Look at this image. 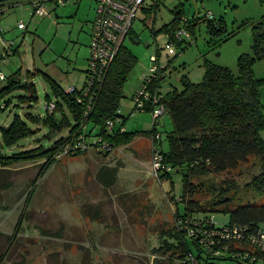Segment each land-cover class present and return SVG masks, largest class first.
Listing matches in <instances>:
<instances>
[{
  "label": "rangeland",
  "instance_id": "1",
  "mask_svg": "<svg viewBox=\"0 0 264 264\" xmlns=\"http://www.w3.org/2000/svg\"><path fill=\"white\" fill-rule=\"evenodd\" d=\"M33 1L23 0L2 15L0 70L9 75L22 69V79L36 83L38 100L30 109L22 103L0 112V125H9L16 112L48 113L47 94L53 100L56 97L45 73L65 89L82 88L87 79L97 0H68L46 17L34 16ZM160 5L156 28L172 20V9L183 7L190 17L207 12L215 18L224 17L234 34L213 47L202 24L196 39L184 37L190 41L184 50L175 45L167 49L169 35L160 32L154 37L152 19L140 9L133 23L136 34L128 35L124 42L138 57V64L125 84L121 113L128 117L125 127L141 134L109 155L96 149L80 155L64 154L42 175L43 160L12 166L0 162V264H156L154 248L162 243L161 232L174 226L178 209L184 210V203L172 199V195L182 193L183 179L176 172L173 180L155 176L154 142L168 149L167 133L173 122L168 113L159 117L157 129L162 142L143 134L153 129L155 120L151 110H135V94L155 65L164 75L160 80L163 96L183 89L184 74L200 82L206 60L228 66L237 74L240 56L254 54L253 28L264 15L262 0H160ZM20 23L27 27L20 29ZM13 42V49L18 51L6 55ZM157 55L159 59L154 61ZM254 70L257 77H264V59L257 60ZM261 91L264 102V84ZM65 111L72 120L71 111L67 107ZM32 127L37 132L31 137L8 150L0 143L1 150L8 154L41 145L49 147L69 133L65 129L51 134V129L42 124ZM104 165L115 170L116 180L111 186L99 176ZM260 170V160L253 157L231 173L210 175L204 180L207 185L220 187L230 177L236 185L230 193L238 201L250 199L262 204L264 195L248 186ZM214 217L219 225L229 221L226 213L218 212ZM219 263L243 264L236 260Z\"/></svg>",
  "mask_w": 264,
  "mask_h": 264
},
{
  "label": "trees",
  "instance_id": "2",
  "mask_svg": "<svg viewBox=\"0 0 264 264\" xmlns=\"http://www.w3.org/2000/svg\"><path fill=\"white\" fill-rule=\"evenodd\" d=\"M21 1L23 0H0V9L6 5L11 7L19 5ZM160 7V0H153L150 4H145L142 9L147 13L148 18L152 19L151 30L154 37L160 32H165L170 37L169 42L179 49L184 50L190 43L184 38L185 36L196 39L198 27L202 24L205 25L209 35L208 43L213 47L221 45L234 34L224 17L215 18L214 14L210 16L209 12L190 17L183 7L172 9L174 13L172 20L156 28L154 23ZM181 29H185L189 35L180 38L177 33ZM130 34L132 36L136 34L133 27ZM253 40L254 54L240 56L237 74L228 66L206 60V72L200 82H193L187 74H184L183 89L170 91L161 98V102L167 106L173 128L167 133L168 149L158 147L163 164L159 178L173 180L174 172L182 174V193L172 195V199L177 204L184 203V210L181 212L178 209L174 226L166 232H161L162 243L154 248L157 254L156 264H182L189 253H193L200 264H220L219 261L223 260L256 264V261L249 263L242 260L239 255L248 251L258 256L262 255L247 242L250 234L263 229L264 203L259 204L250 199L238 201L230 193L236 188L235 182L230 177H226V183L220 187L207 185L204 180L210 175L231 173L254 157L260 160L261 170L252 178L248 186L259 195H264V137L262 136L264 102L261 91L264 77H257L254 70L257 60L264 59V15L254 25ZM13 45L14 42L11 43L12 48L7 49L6 55L18 51L13 49ZM137 64L136 54L123 44L105 79L93 87L92 92L87 96L84 91L87 79L82 88L77 87L75 92L69 93L56 78L45 73L44 76L56 97L55 112L49 113L47 108L48 113L45 116L35 115L30 110L24 115L16 112L9 125H0L1 146L7 150L12 149L23 139L31 137L37 132L32 124H42L50 128L51 134L69 129L68 135L58 138L49 147L41 145L19 152L12 150L8 154L0 147V162L5 166H12L21 162L43 160L39 173L42 175L59 159L58 155L67 145L84 140L83 137L93 145L95 139L103 137L104 141L112 146L111 150L98 149L99 153L106 155L111 154L115 148L130 144L141 132L128 129L122 132L121 126H117L114 132L110 133L107 130V123L111 119L121 118V124L125 126L128 117L121 113V102L125 97V84ZM162 78L164 75L160 71L150 82L148 77L145 79L144 82H148L152 95L157 92L162 94L160 90ZM47 97L48 102L53 101L51 94L48 93ZM37 100V85L33 80L22 79V69L5 75L4 79L0 78V112L5 113L14 105L21 106L22 103L30 109ZM90 105L92 109L88 110ZM66 107L72 113V120L65 111ZM136 109H138L137 105ZM153 109L151 101L144 110L153 111ZM157 132L159 131L155 124L153 129L145 130L143 134L155 137ZM51 137L50 134L47 135V138L51 139ZM161 139L162 137L158 141L162 142ZM100 145L98 144L97 147ZM87 152L88 150L71 152L69 155ZM104 166L99 176L106 185L111 186L116 180L115 170L107 165ZM211 195L213 198L209 199ZM218 212L228 214L229 221L219 225L214 217ZM211 218H214L215 223L205 224L206 220ZM195 224L205 228L220 229L241 226L245 229L246 237L243 242L219 237L215 239L214 248H206L196 236L191 235V228L196 227Z\"/></svg>",
  "mask_w": 264,
  "mask_h": 264
},
{
  "label": "built area",
  "instance_id": "3",
  "mask_svg": "<svg viewBox=\"0 0 264 264\" xmlns=\"http://www.w3.org/2000/svg\"><path fill=\"white\" fill-rule=\"evenodd\" d=\"M148 0H97L96 18L93 25L92 42L90 44V58H89V72L87 81L85 84V95L87 96L92 92L93 87L101 83L115 57L117 56L120 48L123 46L126 37L129 35L130 30L133 27L134 20L136 19L140 9L147 3ZM22 2V1H21ZM21 2L19 4H21ZM68 0H34L32 6L34 8L33 14L35 16L46 17L51 15L53 8L60 5H66ZM11 6L6 5L0 9V20L3 15V11H6ZM212 16V12H209ZM20 28H25V23L19 24ZM177 35L181 38L183 35H189L185 29L178 31ZM12 48L9 45L8 48ZM174 47L173 43L168 42L166 45L167 49ZM10 48V49H11ZM154 61H157V56L154 57ZM152 73L148 76V81L150 82L153 78L158 76L160 73L159 66L152 67ZM0 78L4 79L5 74L0 70ZM77 86H73L66 89L67 92H75ZM94 97V95H91ZM162 94L158 92L154 95L151 94L148 82L143 84V87L135 95L136 105L138 109H145L148 104L153 103V115L155 123L158 124V119L160 116L168 113V109L165 103L161 102ZM81 99V98H80ZM83 100V99H81ZM48 110L54 111L56 109V102L53 100L46 105ZM92 109V105L88 107V110ZM121 118L111 119L107 123V130L110 133L114 132V128L121 126V131H125L127 128L121 124ZM120 123V125H118ZM162 137L160 132H157L154 139L158 140ZM84 140L71 143L67 145L65 150H63L58 158H61L64 154H69L71 152L86 151L89 149H108L111 150L112 146L109 142L104 141L103 137L94 140V145L90 144L89 141L83 137ZM100 145L97 147V145ZM154 153H155V176L159 177L162 172V154L158 148L156 142H154ZM215 223L214 218L206 220L205 224ZM213 224V223H212ZM196 227L191 228V235L196 236L200 243L206 248H214L215 239L222 237L230 241L243 242L246 235L245 229L241 226L215 228V227H201L195 224ZM251 247L255 250L261 252V256L251 253L250 251L240 254L239 256L242 260L247 262H254L256 264H264V230L260 229L257 233L250 234L248 237V242ZM182 264H200L195 258L193 253H189Z\"/></svg>",
  "mask_w": 264,
  "mask_h": 264
}]
</instances>
